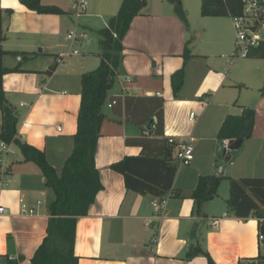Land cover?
Masks as SVG:
<instances>
[{
	"label": "crops",
	"instance_id": "obj_1",
	"mask_svg": "<svg viewBox=\"0 0 264 264\" xmlns=\"http://www.w3.org/2000/svg\"><path fill=\"white\" fill-rule=\"evenodd\" d=\"M86 1V20L82 27L98 34L122 2ZM41 2L58 7L62 13L41 14L28 9L19 0H0L2 11L11 10L2 23L4 39L1 45L8 52L2 64L7 68H19L4 74L2 87L8 103L17 112L16 137L43 149L48 162L60 171L73 149L81 74L98 65L101 50L93 56L82 54L77 58L79 54H75L76 58H64L57 63L61 53L59 39L63 37L69 41L66 38L67 18L74 13L73 0ZM189 3L190 0L180 1L186 12L187 24H184L174 4L167 0H147L122 40V59L102 106L104 119L94 155L102 188L87 214L79 217L76 223L74 253L79 258L78 264H206L203 255L186 257L197 243L209 252L215 264H237L239 260L264 254V239L258 238L256 217L238 218L227 208L222 216L210 215V204L200 215L193 212L190 193L198 176L204 175L198 164L187 165L190 167L185 176L179 177L176 171L171 191L162 197L165 208L162 218L156 219V227L147 222L154 213L150 203L153 198L127 190L123 176L110 168L126 155L162 154L170 136L177 140L191 137L192 142L197 139L215 148H228V140L216 136L223 119L232 114L224 111L230 103L223 92L225 76L212 68L210 55L201 50L187 48L189 54L184 57L185 45L193 42L197 47L207 27L210 28V20L205 21L210 16L201 15V26L192 22L195 5L191 10ZM78 18L74 22L76 27L79 26ZM234 39L233 34V48ZM232 47L222 58L227 59ZM197 59L205 62L200 64ZM53 63L57 64L56 69L50 75L45 74ZM182 68L183 84L174 95L171 75ZM197 71L198 80L192 86ZM189 85L190 93L185 90ZM127 97L131 111L140 101L150 103L162 98V135L146 134L149 120L139 124L128 117L124 106ZM115 98L118 103L108 107ZM204 99L208 101L203 102ZM210 101L215 104L211 113L208 110ZM193 107L200 114L191 121L187 111ZM146 109L150 112L147 106ZM261 109L264 110V91L255 113ZM200 126L205 131L197 132L195 137ZM257 139L249 142L248 153L241 154L245 157L241 170L244 176L264 177V134ZM246 141H253L252 137L244 138L238 148ZM11 148L13 154L7 158L10 183L0 186V206L5 210L0 214V264H6L9 259L17 260L18 264H31V257L46 233L47 204L52 194L45 186L40 168L25 161L15 144H11Z\"/></svg>",
	"mask_w": 264,
	"mask_h": 264
},
{
	"label": "trees",
	"instance_id": "obj_2",
	"mask_svg": "<svg viewBox=\"0 0 264 264\" xmlns=\"http://www.w3.org/2000/svg\"><path fill=\"white\" fill-rule=\"evenodd\" d=\"M19 1L37 13H62L58 7L42 4L41 0ZM167 1L174 4L176 13L187 24L186 12L181 7L180 1ZM146 4L147 0H122L117 13L110 17L107 26L99 31L100 60L94 69L81 74L76 132L72 137L73 149L60 171L48 162L43 149L16 137L17 116L6 99L2 80L4 74L19 68L16 66L7 68L2 64L3 56L8 53L1 45L4 39L2 23L11 10L0 9V140L15 144L25 161L33 162L40 168L45 179V186L52 194L47 204L46 233L31 257V264H78L79 258L74 253L77 219L87 214L96 194L102 188L94 161L100 126L104 119L102 106L108 98V91L122 59V40L132 19L141 13ZM240 10V0H201L200 5L202 16H229V14H238ZM187 51L185 45L184 57H187ZM248 56L264 59V42L253 48ZM56 66V63L49 65L44 73L52 74ZM183 78V68L171 75L174 95L180 90ZM260 90L264 91V78ZM115 99L117 104L119 100ZM136 99L141 100L138 97ZM128 101L129 98H125L124 106L128 117H132L139 124L144 123L146 119L149 120L146 134H163L162 98H157L150 103L140 101L134 106V111L129 110ZM254 115L255 110L252 107H244L239 114H228L219 126L217 138L229 140L250 137L254 126ZM173 150L174 145L169 143L167 138L162 154L154 156L142 152L137 155H126L111 164L110 168L123 176L127 190L160 199L171 191L176 175L177 166L172 156ZM221 177L223 176L214 174L198 176L196 185L190 193L195 214L200 215L203 203L216 196ZM227 179L229 182V195L225 200L227 211L238 218L256 217L258 233L264 236V177L227 176ZM197 255L205 256L206 264H215L209 252L198 243L186 257L191 258ZM6 264H18V261L9 259ZM237 264H264V254L239 260Z\"/></svg>",
	"mask_w": 264,
	"mask_h": 264
},
{
	"label": "rangeland",
	"instance_id": "obj_3",
	"mask_svg": "<svg viewBox=\"0 0 264 264\" xmlns=\"http://www.w3.org/2000/svg\"><path fill=\"white\" fill-rule=\"evenodd\" d=\"M190 3L189 4L191 5V10L192 5H195V12L193 13L191 20L194 24L201 26V24H199L201 23L200 20H202L200 14L201 0H190ZM71 9H73L72 4ZM84 15L85 13H82L78 18V30L85 31L88 36L87 39H84L81 42L73 43L67 41L63 37L59 39L58 50L61 53L70 52L72 49H76L79 54L78 56L75 54H70L65 57V60L67 58H76V56L77 58H80L82 54H84V56H93L95 55V53L101 50L99 43V34L96 31L86 30L82 27V25L85 24L86 20V18H84ZM67 20L69 22L67 30L73 29L75 27L74 22L76 21L75 14L73 13L71 18H67ZM206 20H210V28L207 27L202 39L198 41L197 47H194V43L190 42L188 43V45L186 44L187 48L198 49V51L201 50L207 55H210V65L212 66V68L220 71L221 74L225 76V89L223 92L225 94L224 96L226 97L225 99H227L230 103L227 105L224 111H227V113L239 114L241 113V107L243 106H249L255 109L261 95L260 88L263 84L264 59H252L245 57L239 59L236 63L231 64L229 59L222 58L223 53L233 45L234 32L231 26L230 17L210 16L209 18H205V21ZM215 22H218V24H216ZM65 32L66 30L64 29V33ZM232 49L234 48L232 47ZM232 49L231 51H233ZM231 51L229 53H231ZM197 60L198 62H200V64H202V62H205L201 59ZM196 73L197 74L193 76L192 79V86L198 80V71ZM185 90L189 92L190 85L186 87ZM207 101V99L203 100V102ZM214 108L215 104H212V102L210 101V106L208 109L210 110V113ZM190 111H193L198 118L200 112L196 107L189 109L187 111V116L189 115ZM214 129L215 128H213L212 130L210 129V136L212 135ZM201 130L205 131V129L200 126L194 134L195 137H197V132L201 134ZM261 134H264L263 109L258 110V113H255L254 115V126L251 133L253 141L244 142L242 147L238 149L227 148L224 152V146L215 148L211 143L209 146L208 143H205L203 141L198 142L196 141L197 139H195V141L193 140V160L191 164H198L204 175L214 174L223 176L221 177L220 183L218 185L216 196L203 203L202 213L205 212L206 205L208 204H210V215L222 216L225 212H227L225 203V200L229 195V182L227 176L231 175L234 177H239L245 175L241 172V170L243 169V164L245 163V157L241 154H243V152L248 153L250 149L249 142H254L256 140L258 141L257 138ZM228 156L231 158V160L230 158L228 159ZM175 164L177 166V175L179 177L185 176L188 173V168L190 166L181 165L177 160H175ZM220 168H223V170L221 171Z\"/></svg>",
	"mask_w": 264,
	"mask_h": 264
},
{
	"label": "built area",
	"instance_id": "obj_4",
	"mask_svg": "<svg viewBox=\"0 0 264 264\" xmlns=\"http://www.w3.org/2000/svg\"><path fill=\"white\" fill-rule=\"evenodd\" d=\"M240 4L241 10L238 14H229L235 37L234 49L227 56L231 64L236 63L241 58L247 57L253 48L264 42V0H240ZM86 7V0H73L72 8L76 18L84 13ZM66 38L73 43L81 42L87 39L88 36L85 31L78 30V27L75 26L73 29L67 31ZM70 54H78V51L72 49L70 52L60 53L56 59L57 63L62 62ZM115 103L116 100L113 99L107 105L111 107ZM188 117L192 121L195 117L194 112L190 111ZM168 142L174 145L173 159L179 161L181 165H190L193 160L192 138L187 137L177 140L175 137L170 136L168 137ZM11 144L13 143L0 140V186H8L10 183L7 158L13 154ZM20 202L22 208H25L22 199H20ZM150 203L154 208V213L148 217L147 222L153 227H156L158 225L157 221L163 216L165 202L162 198H153ZM4 212V208L0 206V214ZM258 238L262 240L264 236L259 233ZM155 241L156 238L154 237L152 242L154 243Z\"/></svg>",
	"mask_w": 264,
	"mask_h": 264
},
{
	"label": "water",
	"instance_id": "obj_5",
	"mask_svg": "<svg viewBox=\"0 0 264 264\" xmlns=\"http://www.w3.org/2000/svg\"><path fill=\"white\" fill-rule=\"evenodd\" d=\"M14 114L16 115L17 112L14 111ZM243 138L242 137H239V138H236V139H229L228 140V144H227V147L229 149H236L240 146L241 142H242ZM226 150V148H224V151Z\"/></svg>",
	"mask_w": 264,
	"mask_h": 264
}]
</instances>
